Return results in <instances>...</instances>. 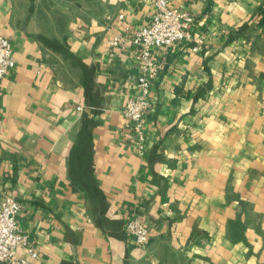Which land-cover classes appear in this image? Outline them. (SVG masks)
Listing matches in <instances>:
<instances>
[{
	"label": "crops",
	"instance_id": "crops-1",
	"mask_svg": "<svg viewBox=\"0 0 264 264\" xmlns=\"http://www.w3.org/2000/svg\"><path fill=\"white\" fill-rule=\"evenodd\" d=\"M195 41L169 45L146 140L123 109L152 0H0V193L22 203L32 264H264V0H170ZM123 14V17L119 15ZM151 226L138 245L135 216Z\"/></svg>",
	"mask_w": 264,
	"mask_h": 264
},
{
	"label": "built area",
	"instance_id": "built-area-1",
	"mask_svg": "<svg viewBox=\"0 0 264 264\" xmlns=\"http://www.w3.org/2000/svg\"><path fill=\"white\" fill-rule=\"evenodd\" d=\"M152 1L154 12L150 23L135 29L131 37L115 34L107 41L111 54L129 43L138 47L140 71L136 81L137 92L128 99L123 114L133 127L140 147L146 140V115L153 108V83L165 67L161 53L169 45L189 40L195 41L193 49L199 50L207 38L205 34L194 36L195 16L188 9L175 6L170 0ZM119 16L123 17V14ZM15 63L12 40L0 34V77L6 75ZM21 209V201L13 194L0 193V262L5 264H32L39 256L35 242L19 224ZM126 230L138 245L148 243L152 235L150 224L139 215L127 221Z\"/></svg>",
	"mask_w": 264,
	"mask_h": 264
},
{
	"label": "water",
	"instance_id": "water-1",
	"mask_svg": "<svg viewBox=\"0 0 264 264\" xmlns=\"http://www.w3.org/2000/svg\"><path fill=\"white\" fill-rule=\"evenodd\" d=\"M0 264H5V263H3V262H0Z\"/></svg>",
	"mask_w": 264,
	"mask_h": 264
}]
</instances>
